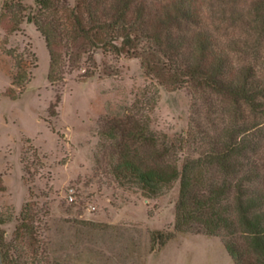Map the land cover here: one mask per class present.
Returning <instances> with one entry per match:
<instances>
[{"label":"rangeland","instance_id":"1","mask_svg":"<svg viewBox=\"0 0 264 264\" xmlns=\"http://www.w3.org/2000/svg\"><path fill=\"white\" fill-rule=\"evenodd\" d=\"M253 1L201 0V30L231 51L235 66L252 63L264 72V24L254 20ZM21 2L27 13L37 7L35 0ZM73 4L54 0L53 20L64 22ZM234 10L244 19L236 20ZM253 49L262 58L255 59ZM94 58L85 55L78 69L67 67L51 83L48 51L34 25L24 20L18 32L6 34L0 24V214L7 218L0 225L1 249L9 250L13 264H234L219 236L175 231L178 182L154 197L121 186L111 172L115 141L102 135L113 124L126 129L128 120L145 122L157 148L176 145L167 161L180 167L198 154L196 144L182 142L192 119L215 132L226 124L212 112L220 99L208 94L213 108L198 100L194 115L187 86L160 85L144 75L136 58L100 51ZM16 66L31 74L21 88L11 84ZM244 114L249 123H264V116ZM258 186L264 190V172ZM25 206L32 235L18 236Z\"/></svg>","mask_w":264,"mask_h":264},{"label":"trees","instance_id":"2","mask_svg":"<svg viewBox=\"0 0 264 264\" xmlns=\"http://www.w3.org/2000/svg\"><path fill=\"white\" fill-rule=\"evenodd\" d=\"M35 2V10L27 13L21 0H3L0 24L6 34L18 32L24 20L34 25L48 51L51 83L60 80L67 67L78 69L85 55L94 62L100 51L138 59L144 75L166 88H190L194 115L198 100L213 108L208 94L220 99L212 112L227 118L226 124L215 132L206 129L202 119H192L182 142L196 144L198 154L185 158L180 167L167 161L176 145L157 148L147 123L128 120L126 129L113 124L102 133L115 141L111 172L121 186L137 187L145 197L157 196L178 182L175 231L219 236L234 264H264V190L258 186L264 172L258 136L264 123H249L244 114L264 116L263 69L252 63L235 66L231 51L201 30L205 24L201 0H74L64 22L52 18L51 13L58 12L54 0ZM250 11L264 24V0H254ZM235 15L236 20L244 19L239 10ZM62 29L66 33L61 34ZM258 51H252L257 60L262 58ZM16 67L11 84L21 88L31 74ZM25 210L26 206L16 227L18 236L32 235V216ZM6 222L0 214V225ZM1 244L3 237L1 264H13Z\"/></svg>","mask_w":264,"mask_h":264},{"label":"built area","instance_id":"3","mask_svg":"<svg viewBox=\"0 0 264 264\" xmlns=\"http://www.w3.org/2000/svg\"><path fill=\"white\" fill-rule=\"evenodd\" d=\"M70 200H73V198L71 197Z\"/></svg>","mask_w":264,"mask_h":264}]
</instances>
